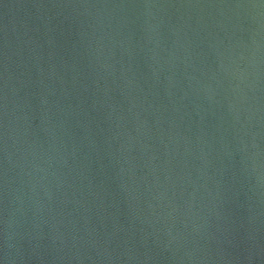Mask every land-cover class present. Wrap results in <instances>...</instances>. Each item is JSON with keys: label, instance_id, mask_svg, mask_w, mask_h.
<instances>
[{"label": "water", "instance_id": "water-1", "mask_svg": "<svg viewBox=\"0 0 264 264\" xmlns=\"http://www.w3.org/2000/svg\"><path fill=\"white\" fill-rule=\"evenodd\" d=\"M0 264H264V0H0Z\"/></svg>", "mask_w": 264, "mask_h": 264}]
</instances>
